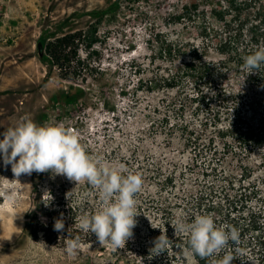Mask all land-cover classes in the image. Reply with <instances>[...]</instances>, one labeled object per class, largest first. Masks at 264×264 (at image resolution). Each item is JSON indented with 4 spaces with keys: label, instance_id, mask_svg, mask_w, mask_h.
<instances>
[{
    "label": "rangeland",
    "instance_id": "obj_1",
    "mask_svg": "<svg viewBox=\"0 0 264 264\" xmlns=\"http://www.w3.org/2000/svg\"><path fill=\"white\" fill-rule=\"evenodd\" d=\"M231 1L0 0V133L25 119L44 126L62 124L78 135L94 160L109 166L122 164L139 173L143 181L135 197L133 235L125 246L113 248L102 245L90 231L73 226L77 217L90 216L99 208L97 188L50 172L16 177L11 165L0 160V264L174 263L150 251L157 230L165 232L168 223L178 217L185 220L187 200L212 182L203 179L202 168L194 167L193 153L183 136L161 125L165 101L176 93L165 86L155 88V80L179 65L184 50L186 53L192 45L203 47L211 34L221 31L216 15L230 13ZM242 1L249 3L241 17L248 29L243 39H252L257 50L264 47L260 30L264 27V0H238ZM193 3L199 6L198 14ZM185 5L191 13L180 16ZM115 6L113 14L101 20L87 15L79 26L97 31L92 48H88L87 38L80 47L84 64L69 80L58 73L49 79L48 67L37 55L44 26L73 13ZM86 49L91 52L88 57ZM179 49L181 52H175ZM205 54L219 59L212 47ZM246 75L232 73L228 87L261 98L259 86L249 90ZM262 156L259 150L239 156L240 161L222 155L220 167L236 177L241 166L250 169L248 181L259 186L264 200ZM6 192H14L15 200L6 201ZM61 214L65 228L58 232L53 225ZM67 238H79L81 243L73 256L65 251ZM184 264L197 263L187 253Z\"/></svg>",
    "mask_w": 264,
    "mask_h": 264
},
{
    "label": "trees",
    "instance_id": "obj_2",
    "mask_svg": "<svg viewBox=\"0 0 264 264\" xmlns=\"http://www.w3.org/2000/svg\"><path fill=\"white\" fill-rule=\"evenodd\" d=\"M231 2L230 13L216 15L222 24L221 31L211 34L213 37L203 47L192 45L186 53L184 50L181 56H185L179 65L155 80V88L165 86L176 93L173 99L165 101L161 125L183 136L185 146L193 153L194 167L202 168L203 179L212 182L187 200L185 220L190 222L196 215L211 214L217 226L235 227L240 232L239 244L230 241L226 249L212 257L201 258L189 253L197 264H216L225 251L233 253L232 264H264V200L259 186L248 181L252 172L244 165L239 177L223 172L220 167L222 155H232L240 161L259 150L264 160V65L253 74L242 68L243 57L256 51L252 39L248 42L243 39L248 29L245 30L241 17L249 3ZM116 7L73 13L44 26L37 43V55L48 67L49 79L58 73L61 79L69 80L84 64L80 47L87 38L88 48H92L97 32L92 26L87 30L79 27L86 20L85 16L101 20L113 14ZM192 7L198 14L199 6L193 3ZM190 13L191 8L185 5L180 16ZM228 16H231L229 21ZM73 20L78 22L76 28ZM260 30L264 32V27ZM210 47L219 59L212 60L205 54ZM86 50L88 57L91 52ZM234 72L246 73L249 90L259 86L262 97H251L248 91L229 88V76ZM166 180L172 183L171 177ZM164 233L170 242L161 255L168 263L184 264L188 237L175 233L173 222L168 223Z\"/></svg>",
    "mask_w": 264,
    "mask_h": 264
},
{
    "label": "clouds",
    "instance_id": "obj_3",
    "mask_svg": "<svg viewBox=\"0 0 264 264\" xmlns=\"http://www.w3.org/2000/svg\"><path fill=\"white\" fill-rule=\"evenodd\" d=\"M242 68L249 73L264 65V47L243 57ZM0 160L16 177L33 172H50L63 175L77 183L86 181L98 189L99 208L90 216L77 217L73 226L83 232L95 234L103 245L113 248L126 245L136 227V193L142 187V177L119 164L109 166L94 160L81 145L78 135L62 124L38 125L25 119L9 126L0 133ZM8 202L15 200L14 192L3 194ZM61 214L53 225L62 231L65 223ZM175 233L188 237L187 252L201 258L212 257L226 249L229 242L240 243V232L235 227L217 226L211 214L196 215L190 222L178 217L173 221ZM170 239L161 231L154 241L151 252L158 254L167 248ZM81 247L79 238L65 239V251L69 256ZM239 251V249H237ZM234 255L225 251L216 264H232Z\"/></svg>",
    "mask_w": 264,
    "mask_h": 264
}]
</instances>
